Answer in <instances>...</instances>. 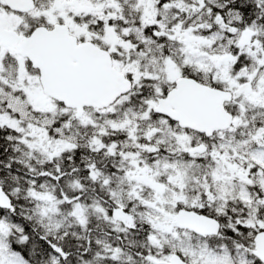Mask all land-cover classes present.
<instances>
[{"label": "snow or ice", "instance_id": "6c2138e0", "mask_svg": "<svg viewBox=\"0 0 264 264\" xmlns=\"http://www.w3.org/2000/svg\"><path fill=\"white\" fill-rule=\"evenodd\" d=\"M0 264H264V0H0Z\"/></svg>", "mask_w": 264, "mask_h": 264}]
</instances>
